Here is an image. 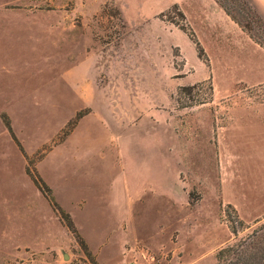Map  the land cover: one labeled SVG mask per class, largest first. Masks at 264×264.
<instances>
[{"label": "rangeland", "instance_id": "1", "mask_svg": "<svg viewBox=\"0 0 264 264\" xmlns=\"http://www.w3.org/2000/svg\"><path fill=\"white\" fill-rule=\"evenodd\" d=\"M178 1L0 0V264H222L264 224V55Z\"/></svg>", "mask_w": 264, "mask_h": 264}, {"label": "trees", "instance_id": "2", "mask_svg": "<svg viewBox=\"0 0 264 264\" xmlns=\"http://www.w3.org/2000/svg\"><path fill=\"white\" fill-rule=\"evenodd\" d=\"M217 4L225 11V13L238 24L243 31H248L247 26L242 25V23L236 18L233 13L228 9V7L220 2V0H215ZM263 26L264 21L262 20ZM251 39H253L258 45L264 48V44L257 41L250 33H248ZM83 116V113H78L76 119L79 120ZM8 130L12 133L10 123L7 122ZM29 174L33 178L37 187L48 197L60 212L61 217L67 221V226L74 234H77V230L71 221L68 214L61 210L54 202L51 195V190L45 185L37 176L29 171ZM230 208V207H229ZM260 221H257L259 223ZM237 231L233 233L237 235ZM217 260L222 264H264V224L260 225L258 228L254 229L251 234L246 237L241 238L236 243L229 245L221 249L217 255Z\"/></svg>", "mask_w": 264, "mask_h": 264}, {"label": "crops", "instance_id": "3", "mask_svg": "<svg viewBox=\"0 0 264 264\" xmlns=\"http://www.w3.org/2000/svg\"><path fill=\"white\" fill-rule=\"evenodd\" d=\"M201 3L205 6H207L208 8V13H211L212 15L210 16V21H219L222 22L226 27L227 30H230L232 33H236V34H240L242 36V38H246L248 40V42H252V39L249 37L248 34H246L239 25H237L226 13L225 11L217 4V2L215 0H200ZM255 4L258 6V8L261 10L262 16L264 18V0H254ZM172 5H178L179 7H181L184 10V6L182 1H178ZM206 8V7H205ZM231 34V33H230ZM229 34V35H230ZM229 35H227V37H229ZM254 48H256L260 54L264 55V49L259 46L258 44L256 46H253ZM262 82H264V79L262 80H258L256 82L253 83H249L251 85H255V84H261Z\"/></svg>", "mask_w": 264, "mask_h": 264}, {"label": "built area", "instance_id": "4", "mask_svg": "<svg viewBox=\"0 0 264 264\" xmlns=\"http://www.w3.org/2000/svg\"><path fill=\"white\" fill-rule=\"evenodd\" d=\"M140 256L142 257V259L145 260H154V257L152 255H150V252L148 250H141L140 251ZM130 264H138L137 260L132 261Z\"/></svg>", "mask_w": 264, "mask_h": 264}, {"label": "water", "instance_id": "5", "mask_svg": "<svg viewBox=\"0 0 264 264\" xmlns=\"http://www.w3.org/2000/svg\"><path fill=\"white\" fill-rule=\"evenodd\" d=\"M64 256H65V259H67V258H68V255H67V254H64Z\"/></svg>", "mask_w": 264, "mask_h": 264}]
</instances>
